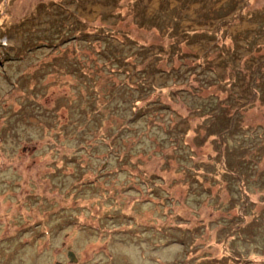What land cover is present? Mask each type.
Listing matches in <instances>:
<instances>
[{
    "label": "rangeland",
    "instance_id": "1",
    "mask_svg": "<svg viewBox=\"0 0 264 264\" xmlns=\"http://www.w3.org/2000/svg\"><path fill=\"white\" fill-rule=\"evenodd\" d=\"M0 264H264V0H0Z\"/></svg>",
    "mask_w": 264,
    "mask_h": 264
},
{
    "label": "water",
    "instance_id": "2",
    "mask_svg": "<svg viewBox=\"0 0 264 264\" xmlns=\"http://www.w3.org/2000/svg\"><path fill=\"white\" fill-rule=\"evenodd\" d=\"M66 256H67L69 262H74L75 261V257H74L73 252L67 251Z\"/></svg>",
    "mask_w": 264,
    "mask_h": 264
}]
</instances>
